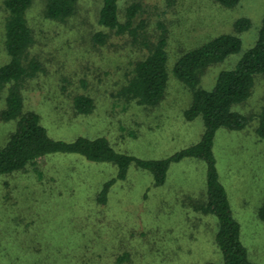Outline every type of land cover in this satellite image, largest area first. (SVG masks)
Listing matches in <instances>:
<instances>
[{"label":"rangeland","instance_id":"374dc122","mask_svg":"<svg viewBox=\"0 0 264 264\" xmlns=\"http://www.w3.org/2000/svg\"><path fill=\"white\" fill-rule=\"evenodd\" d=\"M45 0H34L26 13L40 65L24 86L26 107L42 115L54 138L106 137L113 147L143 160L163 159L196 143L202 121H186L187 89L170 75L163 101L154 109L118 97L130 63L140 50L126 35L112 36L95 47L99 0H79L77 13L60 23L43 15ZM137 4L132 20L139 35L155 36L159 23L169 38L170 54L221 34H234V23L247 18L238 54L204 73L210 89L219 71L232 68L257 38L264 0H241L231 9L213 0H120L123 16ZM123 21L124 18L122 17ZM0 19V67L8 61ZM171 56V57H172ZM84 94L94 101L87 116L75 115L71 98ZM264 94V77L256 78L251 96L235 109L250 121L242 131L216 133L213 152L220 181L227 190L241 240L255 264H264V222L257 209L264 198V141L255 129ZM0 93V111L4 107ZM14 130L0 120V146ZM42 178L29 168L15 177H0V264H205L218 263L214 217L194 208L205 199V165L194 159L170 164L163 186L131 166L126 180L116 182L107 202L94 201L96 189L111 179L110 165L58 157L38 161Z\"/></svg>","mask_w":264,"mask_h":264},{"label":"trees","instance_id":"16d2710c","mask_svg":"<svg viewBox=\"0 0 264 264\" xmlns=\"http://www.w3.org/2000/svg\"><path fill=\"white\" fill-rule=\"evenodd\" d=\"M34 0H0V19L3 47L8 61L0 67V93L4 107L0 120L13 123L14 130L0 146V177H15L32 168L38 179L42 178L38 161L42 158L74 157L92 165H110L114 176L96 189L94 201L99 206L107 202L116 182L126 180L131 166L149 173L152 185L165 184L170 164L184 159H194L205 165V199L194 208L214 217L217 230L214 243L220 253L218 263L205 264H255L241 240V227L233 215L227 190L220 181L213 152L216 133L242 131L250 118L235 108L251 96L257 77H264V14L253 45L244 51L232 68L219 71L210 89L201 86L204 73L211 66L220 64L231 55L238 54L242 42L240 34L251 23L240 18L234 23V34H221L203 39L201 43L184 47L177 55L170 54L169 38L163 24L159 23L153 39L139 35L132 20L139 11L137 4L127 6L121 16L120 0H99L97 26L99 31L90 37L95 47L106 45L112 36L126 35L128 42L140 50V58L130 63L118 97L145 109L156 108L164 99L170 75L180 82L190 94V103L183 111L186 121L199 118L203 131L199 140L163 159L143 160L116 150L103 136H76L66 141L54 138L43 124L42 115L25 104L24 86L40 70L31 56L35 44L26 13ZM224 8H234L241 0H213ZM79 0H45L43 15L53 22L64 23L77 13ZM124 18V21L122 19ZM172 56V57H171ZM75 115L87 116L94 109V101L84 94L71 98ZM257 137L264 141V94L257 115ZM257 218L264 222V198L257 209Z\"/></svg>","mask_w":264,"mask_h":264}]
</instances>
